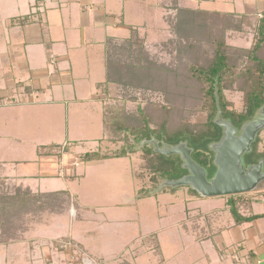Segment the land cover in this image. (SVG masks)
Instances as JSON below:
<instances>
[{"label":"crops","instance_id":"0c3cea01","mask_svg":"<svg viewBox=\"0 0 264 264\" xmlns=\"http://www.w3.org/2000/svg\"><path fill=\"white\" fill-rule=\"evenodd\" d=\"M130 1L133 0H116L111 4V0H0V114H8L10 121L14 118L19 122L10 125L5 120H0V168L7 176L19 178L33 192L76 195L80 201L81 214L74 207V218L79 219L81 215L80 218L86 220L80 230L73 225L64 233L61 220L65 212L53 215L46 221L44 215L46 217L48 214H44L45 210L42 209L37 215L38 221L27 225L20 238L2 243L0 264H72L69 261L70 253L67 250L66 253L62 252L54 246L57 238L66 235L82 244L88 255L96 258L97 264H264V216L237 223L225 196L215 199L201 194L203 198L198 201L202 203V207H209L207 213L213 214L212 220L207 222L205 229L198 227L192 233H188L190 226L186 228L187 225L182 226L184 223L181 226L177 224L181 213H177V210L171 212L169 209L160 214V207L157 214L161 222H164V214L168 213L167 217L172 215L171 226L175 232L172 242L181 239L183 244L182 249H173V254L170 251L166 254L160 230L150 228L144 231L141 227L135 235L134 225L128 224L137 221V214L141 213L134 208L135 200H118L114 198L117 193L108 189L109 197L112 198L105 201L106 205L104 202L97 204L92 201L88 204L71 185L70 181L77 177L63 179L60 188L51 187L52 178L57 173L56 168L53 163L48 165L40 157L42 150L48 149L45 147L47 145L38 146L37 155H32L31 159L23 156L24 153H32L29 146H13L20 153L15 155L17 157L7 155V149L12 148L8 144L9 138L16 139L21 144L23 139L27 141L25 136L33 126L31 121L37 124L35 112L48 109L52 113L57 108L62 109L61 104L64 106L67 102H70L68 106H75L68 110V116H77V122L81 124L84 112L93 115L98 110L99 118L96 122L98 128L102 122L106 137L101 102L98 101L97 94V78H102L103 72H99L104 66L101 47H105L108 23L124 20L127 15L126 6ZM148 4L167 17H172L170 21L173 22L182 21V17L188 15L187 10L192 13L207 11L253 17L264 11V0H146V3L140 5L138 13L144 14V7ZM92 31L96 33L89 39ZM249 36L247 32H229V43L250 47L252 43L248 44ZM96 69L94 76L90 72ZM51 103L56 105H47ZM79 128L83 129L85 126L80 125ZM98 130L100 133V129ZM22 162L32 163L38 171L14 174L11 166ZM128 163L125 162L124 165L127 169L125 177L134 178ZM84 175L79 177L80 180L86 176ZM116 175L117 172H114L113 177ZM173 207L176 205L173 204L172 209ZM260 207H264L263 202L238 203L239 212L243 216L263 214L264 209L258 211ZM124 209L131 212L127 219L118 216ZM126 224L128 225L125 226ZM153 232L159 234L160 255L150 247L141 251L145 247L142 239ZM60 233L62 234L59 235Z\"/></svg>","mask_w":264,"mask_h":264},{"label":"rangeland","instance_id":"374dc122","mask_svg":"<svg viewBox=\"0 0 264 264\" xmlns=\"http://www.w3.org/2000/svg\"><path fill=\"white\" fill-rule=\"evenodd\" d=\"M111 1L110 4L116 0ZM130 2L133 3L130 4ZM130 2L126 6V18L122 19V22L118 19V21L108 23L105 47H101L104 66L102 65L103 68L99 72L100 74L103 72L102 78H97L99 81L97 94L98 101L101 102L100 110L104 117V123L105 119L107 121L106 137H104L102 122L99 128L96 122L99 118L98 110L93 115L84 112L85 116L82 118L83 123L81 124L77 122V116H68V110L74 109L75 106H68L67 104L70 102H67L64 103V106L61 104L62 109L57 108L59 112L55 110L49 113L48 109L35 112L37 124L31 121L33 126L29 128L28 135L25 136L27 141L23 139V144H21L16 142V139L9 138L8 144L12 148L7 149L6 153L9 157H17L15 155L20 152L14 150L13 146H29L32 148V153H24L23 156L31 159L32 155H37L38 146L47 145L45 147L48 149L42 150L43 156L40 157H43L41 159H44L46 164L49 163L48 165L53 163L56 168L57 173L52 178L53 186L51 187L60 188L63 179L77 177L76 180L70 181L71 185L76 188L77 194L81 195L82 200L88 204L92 201L97 204L104 202L106 205L105 201L112 198L109 197L108 189H113L117 193L114 198H118V200L123 202L135 200L134 208L140 210L141 213L137 214V221L128 223L134 225L136 229L134 234L137 235L141 227L144 231L150 228L156 231L160 230L165 253L169 254L168 251H170L173 254V249H182L183 244L181 239L172 242L175 237L171 226L172 215L167 217L168 213L164 214L162 216V218L165 217L164 222H161V218L157 214L159 208L162 207L160 214H163V210L169 209L171 212L177 210V213H181L179 217L181 219L177 224L181 226L184 223L182 226L187 225L186 228L190 226L188 233L196 231L198 227L202 230L205 229L207 222L212 220L211 215L213 214L207 213L209 207H202L199 199L203 197L194 187L189 184H173L170 180L155 174L149 165L151 156L144 150L146 142L137 141L135 134L129 129L120 130L115 127V121L133 125L141 122V114H145L153 128L162 123H166L170 128L206 123L207 112L201 108V103L204 100L202 98L203 89L197 80L190 78V67L196 61V52H201L202 55L212 53L213 39L208 35L210 34L207 31L209 29L196 30L199 24L194 22L187 24L185 30L181 29L178 23L170 21L172 17L158 12L153 5H145L146 12L139 14L140 5L146 3V0ZM256 23L257 20L254 18L244 25V31L250 35L248 44L254 42ZM237 25L239 26L238 23ZM132 30L137 32L133 37H131ZM91 33L88 36L89 39L96 32L92 31ZM183 42L188 43L184 46L181 45ZM227 42H229V38ZM98 46L97 44L96 49ZM261 55L264 56V45ZM240 57V60H243L241 55ZM94 63L96 64V62ZM96 71L97 69L90 73L94 75ZM91 81L94 82V79ZM61 89L64 90V87ZM84 92L88 94L87 90ZM225 95L235 109L239 111L244 109L243 91L235 86L226 89ZM96 109L98 108L96 107ZM77 112L80 113L78 110ZM0 116H2L0 120H5L10 125L19 123L14 118L10 121L7 118L8 114L5 116L0 114ZM262 117V109H260L254 119ZM222 121L226 122L227 120ZM80 125H84L85 128L80 129ZM98 129H100V133ZM71 130H73L72 134H70ZM148 144L153 146V143ZM93 151L102 156L111 157L90 162L82 159L85 153ZM123 151L126 153L125 157H115ZM208 153L212 157L217 155L215 149L214 153L211 151ZM248 154L252 155L250 161L249 157H246ZM256 154H261L259 163L262 164L264 172V128L258 132L252 142L250 152L248 151L242 156L243 162L250 165L249 162L258 159V156L254 157ZM125 162H129L128 168L133 171L134 178L129 177L131 181L125 177L127 172L124 166ZM32 165V163L22 162L19 165L11 166V170L17 175L19 172L27 173L30 170L37 172L38 168ZM205 170L207 177L211 179L216 174L217 168L213 165L212 168L207 167ZM114 172H117L116 177H113ZM81 175L85 177L80 180ZM156 176L158 177L155 179ZM237 195L246 197L247 200L244 198V202L264 203V178L254 189L246 193L225 197L228 200L229 196ZM211 197L221 199L224 196H208L207 198ZM79 202L76 195L70 196L60 192L57 194L33 192L19 178L7 176L0 168V248H2L3 242L20 238L25 231L23 229L38 221L37 215L42 209L46 211L44 214H48L46 217L43 214L46 221L53 215L65 212L62 214L61 220L64 233H67L73 225L80 230V226L86 220L80 218L81 215L79 219L74 218L76 214L74 207L80 212ZM166 203L170 205L166 206ZM173 204L176 205L173 207L174 209H172ZM211 209L214 208L211 207ZM263 209L264 207H260L258 211ZM126 210L124 209V212L118 216L129 217L131 212ZM82 212L83 214L87 213L86 211ZM87 215L89 214L87 213ZM62 241L69 242L67 251L70 253L69 261L72 264H97L96 258L90 257L82 244L80 245L74 237L66 235L54 241V246L66 253V250L59 247V243ZM142 244L145 247L141 251L150 247L156 254H161L158 232L150 233L142 239ZM73 254L74 256H72Z\"/></svg>","mask_w":264,"mask_h":264},{"label":"trees","instance_id":"16d2710c","mask_svg":"<svg viewBox=\"0 0 264 264\" xmlns=\"http://www.w3.org/2000/svg\"><path fill=\"white\" fill-rule=\"evenodd\" d=\"M187 12L188 15L182 17V21H176L181 29L185 30L187 24L194 22L199 24L196 30L209 29L207 30L210 33L208 35L213 39L212 53L202 55L201 52H196V61L190 67V78L197 80L203 89L202 98L204 100L201 103V108L207 112V122L171 128L166 123H162L153 128L145 114H141V122L133 125L115 121V127L120 130L129 129L135 134L137 141L146 142L144 150L151 156L149 165L155 174L167 180H179L190 171L185 166V160L181 154H165L163 150L185 144L191 150L192 159L196 163L204 169L212 168L213 165L217 168L215 157L210 156L208 152L214 153V146L220 143L224 136L222 120L226 119L237 129H240L245 123L253 120L257 111L264 107V56L261 55L264 45V11L261 15L254 17L207 11L192 13L187 10ZM254 18L257 20L256 33L250 47L243 48L227 42L229 31L245 32L244 25ZM131 34V37L136 35V30H132ZM187 43L183 42L181 45L186 46ZM240 55L243 60H240ZM235 86L244 92L245 107L240 111L233 107L225 95L226 89ZM104 126L107 129L106 119ZM148 143H153V146ZM124 156L126 153L123 151L115 157ZM256 156L258 159L248 164L259 163L261 154H256L254 157ZM109 157L111 156H102L93 151L85 153L82 159L91 161ZM246 157H249L250 161L252 155L248 154ZM243 199L242 195L229 196L228 199V204L231 206V212L237 223L264 216V214L241 215L238 203Z\"/></svg>","mask_w":264,"mask_h":264},{"label":"water","instance_id":"95a60500","mask_svg":"<svg viewBox=\"0 0 264 264\" xmlns=\"http://www.w3.org/2000/svg\"><path fill=\"white\" fill-rule=\"evenodd\" d=\"M262 114V118L245 123L241 131L230 121L221 122L224 136L214 146L217 171L211 179L207 177L206 170L192 159L191 150L185 144L163 150L165 154H181L190 171L183 178L170 182L177 185L189 184L203 196H227L254 189L264 178L262 164L246 165L242 156L250 152L252 142L264 128V107Z\"/></svg>","mask_w":264,"mask_h":264},{"label":"built area","instance_id":"2783aa9c","mask_svg":"<svg viewBox=\"0 0 264 264\" xmlns=\"http://www.w3.org/2000/svg\"><path fill=\"white\" fill-rule=\"evenodd\" d=\"M71 245V244H70ZM59 247L61 248V249H64V250H67V249H69V242L68 241H62V242H60L59 243ZM72 256H74V254L72 255Z\"/></svg>","mask_w":264,"mask_h":264}]
</instances>
